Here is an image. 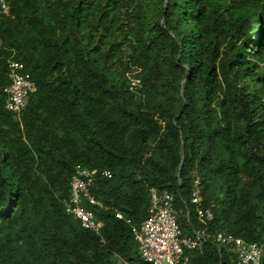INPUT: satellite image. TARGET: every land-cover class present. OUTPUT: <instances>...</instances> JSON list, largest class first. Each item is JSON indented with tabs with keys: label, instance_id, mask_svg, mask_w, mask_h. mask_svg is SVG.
<instances>
[{
	"label": "trees",
	"instance_id": "trees-1",
	"mask_svg": "<svg viewBox=\"0 0 264 264\" xmlns=\"http://www.w3.org/2000/svg\"><path fill=\"white\" fill-rule=\"evenodd\" d=\"M0 11V264H150L134 226L173 193L187 264H234L226 232L263 245L264 0H11ZM10 59L35 82L17 117ZM95 169L81 226L62 200ZM108 171L110 175L104 174ZM201 177L210 221L189 203ZM122 214V218L117 213Z\"/></svg>",
	"mask_w": 264,
	"mask_h": 264
},
{
	"label": "built area",
	"instance_id": "built-area-1",
	"mask_svg": "<svg viewBox=\"0 0 264 264\" xmlns=\"http://www.w3.org/2000/svg\"><path fill=\"white\" fill-rule=\"evenodd\" d=\"M10 0H0L1 9L8 14ZM12 83L5 88L7 92L6 107L20 112L28 102V94L33 91L34 82L29 74L23 72V65L18 62L10 64ZM95 169L78 166L71 177L70 193L62 202L67 213L77 218L81 226L100 235L102 222L95 213L84 205L99 204L90 192ZM104 174L110 175L108 171ZM190 179L189 203L195 207L198 220L210 221L213 213L202 203L201 177L192 171ZM181 210L175 204V197L167 189L151 188L148 213L138 226L133 228V236L137 242L139 254L144 262L150 264H187L188 256L185 250H202L208 233L205 229L193 230L183 234L178 222ZM122 218L121 213H117ZM215 240L222 245H231L235 250L234 264H261L263 245L257 242H245L226 232L215 234Z\"/></svg>",
	"mask_w": 264,
	"mask_h": 264
},
{
	"label": "clouds",
	"instance_id": "clouds-1",
	"mask_svg": "<svg viewBox=\"0 0 264 264\" xmlns=\"http://www.w3.org/2000/svg\"><path fill=\"white\" fill-rule=\"evenodd\" d=\"M10 2H11V0L9 1V5H10ZM10 10H11V7H10V9H9V13H8V14L4 13V12L2 11V9H1V4H0V11H1L3 14H5L6 16H9V15H10ZM12 62H18V63H21V64L23 65V72H26V73H28V74H29V72L26 70L24 64H23L22 62L18 61V60L10 59L9 62H8V64H7V69H8L7 73H8V79H9V82H8V84L5 85V87H4V93H5L4 105H5V108H6L7 110L13 112V113L18 117V116H19V115L25 110V108L27 107V105H28V103H29V96H30V94H31L32 92L35 91V89H36V85H35V82L31 79L30 74H29L30 79L34 82V86H35V88H34L33 91L29 92V94H28V102H27L25 108L22 109V110H21L20 112H18V113L15 112V111H12V110H10V109H8V108L6 107L7 92L5 91V88L8 87V86L12 83V77L10 76V73H11V67H10V64H11ZM77 167H78V166H77ZM77 167H76V168H77ZM82 167H83V166H82ZM89 169H90V168H89ZM75 170H76V169H75ZM74 172H75V171H74ZM69 193H70V192H69ZM68 195H69V194H68ZM98 202H99V201H98ZM99 204H100V202H99ZM99 204H98V205H99Z\"/></svg>",
	"mask_w": 264,
	"mask_h": 264
},
{
	"label": "rangeland",
	"instance_id": "rangeland-1",
	"mask_svg": "<svg viewBox=\"0 0 264 264\" xmlns=\"http://www.w3.org/2000/svg\"><path fill=\"white\" fill-rule=\"evenodd\" d=\"M120 264H123V263H120Z\"/></svg>",
	"mask_w": 264,
	"mask_h": 264
}]
</instances>
